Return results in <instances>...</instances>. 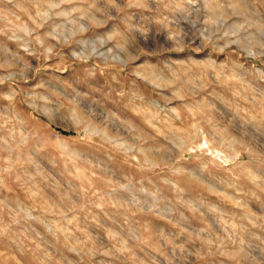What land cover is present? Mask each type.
I'll return each mask as SVG.
<instances>
[{"label":"rangeland","instance_id":"374dc122","mask_svg":"<svg viewBox=\"0 0 264 264\" xmlns=\"http://www.w3.org/2000/svg\"><path fill=\"white\" fill-rule=\"evenodd\" d=\"M0 264H264V0H0Z\"/></svg>","mask_w":264,"mask_h":264},{"label":"trees","instance_id":"16d2710c","mask_svg":"<svg viewBox=\"0 0 264 264\" xmlns=\"http://www.w3.org/2000/svg\"><path fill=\"white\" fill-rule=\"evenodd\" d=\"M59 132H61L63 135H66V136H70V135H73L72 133L70 132H67V131H64V130H61V129H57Z\"/></svg>","mask_w":264,"mask_h":264}]
</instances>
